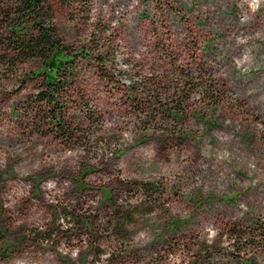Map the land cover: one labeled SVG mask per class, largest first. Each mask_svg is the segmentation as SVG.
Returning <instances> with one entry per match:
<instances>
[{
  "label": "rangeland",
  "instance_id": "374dc122",
  "mask_svg": "<svg viewBox=\"0 0 264 264\" xmlns=\"http://www.w3.org/2000/svg\"><path fill=\"white\" fill-rule=\"evenodd\" d=\"M52 8L68 53L123 51L75 61L69 140L31 101L45 64L0 63V264H264V0ZM149 73L196 80L181 120L144 123L121 80Z\"/></svg>",
  "mask_w": 264,
  "mask_h": 264
},
{
  "label": "trees",
  "instance_id": "16d2710c",
  "mask_svg": "<svg viewBox=\"0 0 264 264\" xmlns=\"http://www.w3.org/2000/svg\"><path fill=\"white\" fill-rule=\"evenodd\" d=\"M53 1L0 0V63L9 68H13L17 63L33 60H39L45 64L46 72L43 73L40 86L35 95L32 96L31 101L36 108L40 109V114L44 115L52 133L69 140L73 139L77 131L72 128L71 124L66 122L67 112L62 102L78 82V70L75 68V61L78 58L91 59L101 69L102 65L113 67L111 60L113 59L114 64L116 63L115 60L119 54L121 55L123 47L121 49L115 47L116 49L113 51L111 48L104 54L97 52L93 57H90L86 51L81 50L76 54L68 53L67 47L55 28ZM58 1L67 7L75 3V0ZM162 48L163 54L168 55L169 58L167 47L162 46ZM57 56H61L62 59L56 62ZM115 79L112 72L107 82H112ZM128 81L121 80L123 89L128 88L132 89L133 92H139V89L142 86L144 87L145 109H141L138 114L144 115V120H146L144 123L147 124L151 120H155L157 115L162 120L171 119L175 122L181 120L185 110L184 97L187 90L193 87L190 84L192 82L196 83V80L192 78H186L185 81L174 78L170 93H167L169 91L165 88H163L164 93H162L159 79H154V77L143 78L142 86L139 80L132 83L130 80ZM153 81L158 83L155 84ZM147 85L155 88L149 90L146 88ZM162 96L164 99H162ZM84 105L89 117L93 118L95 114L89 108V104L84 103ZM97 120L95 119V122ZM258 229L259 227H257ZM263 234L264 231L261 230V236H264ZM241 264L252 263L242 260Z\"/></svg>",
  "mask_w": 264,
  "mask_h": 264
},
{
  "label": "built area",
  "instance_id": "2783aa9c",
  "mask_svg": "<svg viewBox=\"0 0 264 264\" xmlns=\"http://www.w3.org/2000/svg\"><path fill=\"white\" fill-rule=\"evenodd\" d=\"M147 58H148L150 61H152V60L150 59V57H147ZM154 62H156V61H154ZM166 62H167V59H166ZM156 63H158V62H156ZM110 75H112V73H110ZM150 77H154V79H155V78L158 79V73H157V74L149 73V75L146 76V78H150ZM137 78H138V77H137ZM138 80H139L140 85H141L143 79H141V77H140V78H138ZM153 83H157V82L153 81ZM190 85H192V83H191ZM141 86H142V85H141ZM146 88L149 89V90H153L155 87H154V86H151V85H150V86L147 85ZM142 89H144L143 86H142ZM127 91H128V90H127Z\"/></svg>",
  "mask_w": 264,
  "mask_h": 264
}]
</instances>
